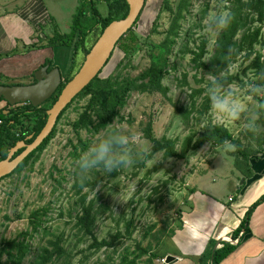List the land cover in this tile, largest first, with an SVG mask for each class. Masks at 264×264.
<instances>
[{
    "label": "rangeland",
    "instance_id": "rangeland-1",
    "mask_svg": "<svg viewBox=\"0 0 264 264\" xmlns=\"http://www.w3.org/2000/svg\"><path fill=\"white\" fill-rule=\"evenodd\" d=\"M8 0L4 9L11 10L19 3L29 0ZM99 11L107 14L105 0H94ZM170 6L176 9L181 0H168ZM190 11L184 13L181 21L180 34L177 44L171 46V62L168 71L162 80L166 86L165 92L145 90L139 92L132 90L127 97L126 104L120 110L123 119L117 117L112 125L118 128L120 133L127 138L123 146L114 148L116 154L121 150L125 152L126 164H117L107 170L103 162L93 167H83L90 158V149L80 151L81 138L90 139L92 147L103 139L107 129L99 132L87 129L75 130L72 123L83 110L86 97H77L67 106L65 112L59 115L55 125V133L48 143L37 151L20 171H13L0 178V243L3 239L20 236L21 232L30 229V214L33 211H43L48 207V213L44 217V226H48V232L40 229L30 238L32 252L24 258L23 264H33L32 256L43 245L50 248V240L67 238L66 249H69L72 257L71 264H115L124 254L137 259V264H142L145 258L137 257V246H151L154 252H158L162 245L156 248L157 235L175 228L179 224V214L183 208V201L188 196L187 184H209V169L212 155L215 151L213 145L206 143L195 153L186 159L177 157H164L163 151H153V142L147 137L146 131H150L157 139L164 137L174 139L176 148L181 150L183 139L200 129L204 122L212 120L222 123L229 128L237 143L227 142L229 149L246 150L260 147L256 141L259 136H264V74H258L256 70L248 69L250 61H245L243 54L238 56L229 70L231 73L239 72L240 78L228 86L211 85L213 77L201 68L195 67L190 61L191 55H181L180 49L185 44L190 48L196 47L202 40H207V49L213 51L220 28L215 26L213 17L228 12L230 5L228 0H191ZM49 19L40 3L37 12L42 31L51 36L55 27L61 33H68L78 8L86 10L87 0H42ZM87 4V5H86ZM163 0H146L145 6L134 26L137 34L136 48L131 54L122 59L124 53L120 49L114 50L100 77L109 74L114 78H135L151 64V52L157 53L156 45L167 35L170 27L172 12L163 9ZM159 16L157 17L159 11ZM157 17V18H156ZM44 18V19H43ZM46 20V21H45ZM252 22V20H250ZM254 26L260 25L253 22ZM155 28V30H154ZM264 37V22L262 24ZM99 28H95L86 38V46L92 45L97 38ZM257 48L264 53V46ZM86 53L81 50L76 57L78 69L85 59ZM209 56V54H207ZM54 63V60H53ZM247 68V69H246ZM187 83H185V76ZM33 78L12 82L18 84L31 82ZM64 80V79H63ZM0 83L12 84L7 79H0ZM255 86L252 92L250 87ZM205 88L203 94L192 97V88ZM235 87L238 91L236 98L242 111L237 119H225L221 121L212 108L199 121V115L193 109V101L199 102L210 95L212 89H218L220 94ZM111 125V126H112ZM110 126V127H111ZM248 140V141H247ZM244 141H247L244 145ZM218 147L217 150L224 148ZM235 145V146H234ZM239 148V149H238ZM78 152L74 157L72 153ZM258 151V150H257ZM221 153V152H220ZM241 156V161H242ZM89 181L93 186H83L82 193L87 194V199L95 198V206L108 204L110 209L98 216L96 233L99 239H110L117 229L126 231L127 219L134 220V230L131 236L120 235L114 241L112 247L93 248L81 252L90 242L80 240L73 217L77 211L79 194L74 188V182ZM217 184H226L225 180L216 178ZM170 237V236H168ZM162 249V247H161ZM157 250V251H156ZM5 254L2 255L3 259ZM158 259L155 264H158Z\"/></svg>",
    "mask_w": 264,
    "mask_h": 264
},
{
    "label": "trees",
    "instance_id": "trees-1",
    "mask_svg": "<svg viewBox=\"0 0 264 264\" xmlns=\"http://www.w3.org/2000/svg\"><path fill=\"white\" fill-rule=\"evenodd\" d=\"M88 1L87 12L91 16L86 17V10L83 7L78 8L74 15L70 30L68 33H61L55 27L54 34L49 36L41 29V26H34L36 32L39 33V39L42 42L40 46H51L54 48L55 56L54 61L47 59L44 64L50 62L51 66H58L61 70L62 77L64 79L62 85L58 89V93L61 92V88L74 76L78 71L76 57L79 51L83 50L86 54L92 48L93 44L97 41L98 37L103 32L104 28L113 20L124 18L129 11V5L126 0H105L107 3V14H102L94 0ZM230 5L228 6V13L230 14V20L228 24L220 28L219 35L216 39L215 48L211 52L207 49V40H202L196 47L190 48L187 44L181 47L180 53L185 56L186 53L191 55L190 61H192L195 67L201 68L208 72L213 79L209 81L211 85H223L228 86L232 82L240 78L239 72L231 73L229 68L236 58L243 54L245 61H250L247 68L256 70L258 74H264V53L257 48L258 45L264 46V37L262 35V24L264 22V0H228ZM191 0H181L176 9L170 6L168 0H163V9L170 10L172 14L170 27L167 30V35L163 41L156 45L157 53L151 52V64L137 77H126L124 79L114 78L115 75L109 74L103 78L96 76L74 99L77 97H86V103L83 106V110L79 113L78 117L72 123L75 130L87 129L94 132H99L100 129L109 130L115 129L112 125L114 119L120 117V110L126 104L127 97L132 90H138L139 92H145V90H153L155 92L167 90L166 86L162 83V80L166 76L168 71L167 67L171 66V46L177 44V38L181 36L180 28L181 21L184 18V13L190 11L192 5ZM86 4V5H87ZM162 9V10H163ZM159 11L157 17L159 16ZM140 16V15H139ZM156 17V18H157ZM50 21L52 19L49 16ZM139 17L134 23L137 24ZM252 20V22L250 21ZM253 22H258L260 25L254 26ZM99 28L97 38L90 46H86V38L95 29ZM134 27L129 29L125 36H123L116 44L117 49H120L124 56L122 59L127 58L131 54V50L136 48L137 34L133 31ZM155 30V28H154ZM43 40V41H42ZM209 54V56H207ZM43 64V65H44ZM55 64V65H52ZM50 66V67H51ZM246 68V69H247ZM103 70V69H102ZM185 83H187L186 74ZM264 77V76H263ZM264 82V78L262 79ZM205 88H192V97L203 94ZM58 96H55L48 101L47 104L42 105L39 108H34V114L40 113L38 123L35 130V137L42 130L47 121V109H49L53 103L57 100ZM70 106V104L68 105ZM68 108V107H67ZM65 108V110L67 109ZM193 109L199 115V121L211 109L210 95L206 94L202 101L194 100ZM63 110V113L65 112ZM62 113V114H63ZM23 114L31 116L32 113L27 114L24 110ZM61 117V116H60ZM59 117V118H60ZM16 117H10L5 119L0 129V141H6L7 147H13L18 140L24 139V135L20 137H14L11 133V128H14V122ZM123 119V116H121ZM112 125V126H111ZM111 126V127H110ZM7 129L6 132L3 130ZM56 127H54L51 134L39 145V147L31 152L14 171H20L28 164L30 158L40 151L52 138L55 133ZM147 137L153 142V151H163L164 157H177L180 159H186L190 154L195 153L204 144L209 143L213 145H224L227 142L237 143L238 140L234 137L232 132L222 123L213 122L209 120L204 122L199 130L195 133L192 131L188 134L181 143V150L176 148V141L171 138L157 139L152 136L150 131H146ZM12 136V137H10ZM34 137V138H35ZM104 138V136H103ZM80 151H86L93 148L90 144V139L81 138ZM117 145H114V148ZM239 149V148H238ZM8 149L0 148V160L6 158ZM258 152V151H256ZM251 152L247 150H239L238 156H242L243 161H248ZM74 157L78 156V152L72 153ZM90 155V154H89ZM251 169L245 172L248 176ZM74 188L77 189L79 198L77 200V211L73 217L74 225L77 227V233L79 238L84 243L91 242L85 246L81 252L89 250L93 251V248L112 247L114 241L118 239L120 235L131 236L134 230V220L127 219L126 231L121 232L120 229L116 230V233L111 236L110 239H99L96 233V222L98 216L102 215L105 211L109 210L108 204H100L95 206V198L87 199V194L82 193L83 186H93L89 181L73 183ZM264 201V193L258 197L246 210L240 225L233 231L232 238L237 237L241 232V237L246 238L251 230L249 228V222L253 211L256 207ZM48 207H43V211L36 210L30 214V229L21 232L20 236H15L8 239H3L0 243V264H23L24 258L28 257L32 252V244L30 238L34 233H39L40 229L48 232V226H44V217L48 213L46 212ZM175 228L170 229L168 232L157 235L156 248L159 247L161 242L168 237L172 236ZM69 241L67 238H60L56 240H50V248L47 245L41 246L35 254L31 257L33 264H71L72 254L69 249H66L65 242ZM237 244H233L229 241H223L222 245L216 249L213 248V244L207 246L204 252L198 258V264H218L228 254H230ZM138 251H135L137 257L144 256L142 264H155L157 258H162L163 255L159 252H154L151 246L143 247L137 246ZM157 251V250H156ZM5 254L3 259L2 255ZM137 259L130 257L128 254L121 256L118 263L115 264H137Z\"/></svg>",
    "mask_w": 264,
    "mask_h": 264
},
{
    "label": "crops",
    "instance_id": "crops-1",
    "mask_svg": "<svg viewBox=\"0 0 264 264\" xmlns=\"http://www.w3.org/2000/svg\"><path fill=\"white\" fill-rule=\"evenodd\" d=\"M7 3L8 0H0V79L12 83L32 78L47 59H55V52L51 46H40L42 42L34 27L41 26L37 12L40 3L41 11L48 16L42 0L19 3L11 10L4 9ZM256 141L260 147L250 149L245 145L251 152L248 161H241L238 151L227 145L221 150L217 149L222 146L215 147L209 184H187L188 196L183 201L179 224L158 251L163 257H175L170 264H198L207 246L213 244L216 249L224 238L237 246L218 264H264V201L251 215V233L246 238L241 237L243 232L232 238L249 205L264 193V136ZM250 169L246 176L245 172ZM218 177L226 184H217Z\"/></svg>",
    "mask_w": 264,
    "mask_h": 264
},
{
    "label": "water",
    "instance_id": "water-1",
    "mask_svg": "<svg viewBox=\"0 0 264 264\" xmlns=\"http://www.w3.org/2000/svg\"><path fill=\"white\" fill-rule=\"evenodd\" d=\"M129 5L128 14L121 19L111 21L103 30L97 41L86 54L85 59L74 76L64 85L57 100L47 109V121L39 134L30 142L19 140L10 149L6 158L0 160V178L13 172L18 165L51 134L59 115L73 101V99L96 77L112 57L117 42L126 35L141 14L146 0H126ZM46 63L34 72L35 83L31 84H0V97H4L10 104L31 102L34 106L42 104L55 92L63 81L58 66L49 69ZM24 149L16 156L14 152ZM175 260L167 255L166 263Z\"/></svg>",
    "mask_w": 264,
    "mask_h": 264
},
{
    "label": "clouds",
    "instance_id": "clouds-1",
    "mask_svg": "<svg viewBox=\"0 0 264 264\" xmlns=\"http://www.w3.org/2000/svg\"><path fill=\"white\" fill-rule=\"evenodd\" d=\"M217 28L225 27L229 20L230 14L223 12L212 18ZM255 86L250 87L251 93ZM237 89L235 87L226 90L223 94H220L218 89H212L210 91V103L213 112L217 117L223 121L225 119L234 120L237 119L242 111L241 105L236 98ZM127 143V138L122 135L118 128L109 130L103 139L99 140L90 151V158L83 163V167H93L100 162L104 163L107 170L117 164H126L128 161L125 158V152L121 150L119 154L114 151V145L123 146ZM232 241L229 238H224V241ZM165 264L166 263V257ZM157 258V259H162ZM160 264V262L158 263Z\"/></svg>",
    "mask_w": 264,
    "mask_h": 264
},
{
    "label": "flooded vegetation",
    "instance_id": "flooded-vegetation-1",
    "mask_svg": "<svg viewBox=\"0 0 264 264\" xmlns=\"http://www.w3.org/2000/svg\"><path fill=\"white\" fill-rule=\"evenodd\" d=\"M52 67L53 66L49 67V69H51ZM32 78H33V80L31 82L23 83V84H31V83H35L37 81L34 75H33ZM63 81L58 86V88L55 90V92L49 97V99L44 101L42 104H39V105H36V106H34L29 101L22 102V103H17V104H10L9 101L6 100L4 97H0V129H1L2 123L5 121V119L14 116V117H16V119L13 120L15 127L11 128V133L13 134L14 137L15 136L16 137H20V136L24 135V139H22V141H25V143H30L35 137V130H36V126H37V123H38L39 116H40V113L34 114L35 111L33 109L34 108H39L42 105L47 104L48 101H51V99L53 97L59 96V94L61 92L58 93V89L62 85ZM24 110L27 111V114L32 113L31 116H26L25 114H23ZM3 131L6 132L7 129H4ZM10 137H12V136H10ZM0 148L8 149V151H7L8 152L7 155H8L9 152H10V149L12 147H7V142L6 141H0ZM23 149H24V147L16 150L14 152V154L12 155V157L16 156Z\"/></svg>",
    "mask_w": 264,
    "mask_h": 264
},
{
    "label": "built area",
    "instance_id": "built-area-1",
    "mask_svg": "<svg viewBox=\"0 0 264 264\" xmlns=\"http://www.w3.org/2000/svg\"><path fill=\"white\" fill-rule=\"evenodd\" d=\"M241 234H242V233H241ZM158 261L160 262V264H165V258L158 259Z\"/></svg>",
    "mask_w": 264,
    "mask_h": 264
}]
</instances>
